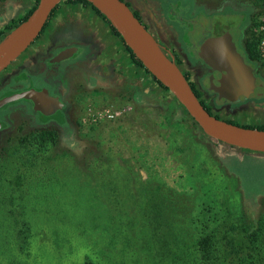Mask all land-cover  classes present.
I'll return each instance as SVG.
<instances>
[{
	"label": "rangeland",
	"instance_id": "obj_1",
	"mask_svg": "<svg viewBox=\"0 0 264 264\" xmlns=\"http://www.w3.org/2000/svg\"><path fill=\"white\" fill-rule=\"evenodd\" d=\"M37 1L0 2V43ZM126 1L152 30L170 25L166 47L189 63V68L179 65L214 115L264 127V99L224 106L209 90L207 69L197 63L203 45L237 29L239 49L264 80V58L252 59L248 52L264 0ZM18 66L11 65L0 80ZM76 76L69 98L73 128L68 113L44 116L29 101L0 109V114L17 111V129L4 134L0 148V264H264L261 155L206 137L149 74L139 81L117 76L91 88L83 86V72ZM29 77L33 85L53 88L63 102L68 84L63 75L62 89H54L49 70L41 79ZM15 91L13 86L3 90L0 99ZM24 106L31 115L20 113ZM57 127L66 132L51 129ZM44 130L58 135L56 144H40ZM253 219L259 220L258 232L246 239ZM205 237L213 250L199 246Z\"/></svg>",
	"mask_w": 264,
	"mask_h": 264
},
{
	"label": "water",
	"instance_id": "obj_2",
	"mask_svg": "<svg viewBox=\"0 0 264 264\" xmlns=\"http://www.w3.org/2000/svg\"><path fill=\"white\" fill-rule=\"evenodd\" d=\"M61 0H39L29 17L14 28L0 43V75L16 62L42 35L53 11ZM109 21L150 74L177 99L203 134L216 143L234 149L264 155V131L230 123L210 114L196 96L180 65L162 48L156 38L123 0H86ZM240 31L229 30L201 47V58L209 65V90L220 103H240L264 99V80L255 74L237 46ZM76 47L60 51L50 61L54 68L73 58ZM29 101L34 112L51 116L64 109L58 96L48 88H30L0 99V109L17 101Z\"/></svg>",
	"mask_w": 264,
	"mask_h": 264
},
{
	"label": "crops",
	"instance_id": "obj_3",
	"mask_svg": "<svg viewBox=\"0 0 264 264\" xmlns=\"http://www.w3.org/2000/svg\"><path fill=\"white\" fill-rule=\"evenodd\" d=\"M167 41L168 38H165L166 44L168 43ZM71 46L78 48V52L74 57H78L79 61L85 63L83 69L75 68L77 70L73 77L79 71L83 72V74L87 72L93 75L95 71V74L100 71L102 75L99 76V80L107 83H110L111 78L114 81L117 76L123 79H137L136 81L141 78L145 80V77H147L148 73L134 63L123 40L113 32L109 21L103 15L98 14L92 5L66 0H61L57 4L55 13L51 16L40 38L12 64H19L17 72L12 73V76L27 75L29 69L36 68L35 64L37 63L39 65L42 63L40 67L43 68L45 58ZM174 49L178 54L180 53L177 47ZM184 59V57L179 56L177 60H179L180 65L189 68V63ZM10 68L11 66L8 69ZM50 68L48 69H50V76H52L54 68L51 66ZM54 78L56 80L54 89H57V86L62 89L63 82L59 73L54 74ZM67 87L64 86L63 89ZM52 89H50L51 92ZM52 94L55 95L54 93ZM255 155L258 156L260 154ZM259 157L264 159V155Z\"/></svg>",
	"mask_w": 264,
	"mask_h": 264
},
{
	"label": "flooded vegetation",
	"instance_id": "obj_4",
	"mask_svg": "<svg viewBox=\"0 0 264 264\" xmlns=\"http://www.w3.org/2000/svg\"><path fill=\"white\" fill-rule=\"evenodd\" d=\"M123 1L128 4V6L134 11V13H137L141 17V15L134 9L133 5L130 2H128L126 0H123ZM161 2H159V1H156L155 2L154 1V3H156V6L158 5V3L161 4V5L164 4L163 1H161ZM157 11H159V8L157 9ZM160 15L162 16L161 11H160ZM141 21L147 27V29L152 33V35L156 38V40L162 46V48L164 49V51L172 59H174L176 62H179V60H176L177 59L176 57H173L172 56L171 50L167 49V47H166L165 38H168V41H170L171 38H172V34H170L171 33V31H170V25L167 22L163 26L157 24L156 27H155V30H152L151 27L143 21V18L142 17H141ZM163 31H164V34L163 35L161 34V35H162V37L164 36L163 37L164 39L163 38L160 39L159 35H160V33H163ZM241 44H242L241 40L238 39L236 46L238 48H240V47H242ZM57 54H52V55L49 54L50 56L48 58H45V61H44V64H45L44 66L46 68L45 71L51 69L50 68V65H49V61L55 55H57ZM74 60L75 61L77 60V62H75V64H73L72 66H70L69 68H67L65 71L58 72V70L62 66V63L61 64H56L55 67H54V69L52 70L53 74H58L59 73V76H60L61 73H62V75L66 78V80H68V84H67L68 87L65 89V92H63V90H62V93H64V97H63L64 109L61 110V111L62 112H65L66 114L68 113L67 115H68V120H69V126H70V128L71 127L73 128V125L71 123V111L73 109V106H72L71 100L69 99L73 95V90L75 89V86H74L75 77H73V75H74V73L77 70L75 68H80L81 69V68H84V66H85V63H82V61H79L78 60V57H76ZM247 60L248 61H251V59L249 60V57H248ZM197 63H201L203 66H205V68L208 71V81H209V76L211 75V70L209 68V65H207L203 60L200 61V62H197ZM197 63H195V64H197ZM179 64H180V62H179ZM35 66H36L37 69L36 68L35 69H29V73L27 75H23V74L13 75V76H10L8 78H4L3 80H0V93L3 90H5V89L10 88L11 86H13L15 88V90H16L15 93L16 92H21V91H24V90H27V89H30V88H35L36 90H42L43 88H47L48 86H46V85H41V87H39L37 85H33L34 82H31V78L29 77L31 74L35 75V77H37L38 79H41L42 73L45 72L44 71V66H43V68L40 67V66H42V63H40V65H39V63H37V64H35ZM48 68H50V69H48ZM96 70H99V69H96ZM95 73H96V71L94 72V75L93 74H89V73L86 72V74H85V80H84V84H83V86H85V88H91L90 85L92 86L94 84L101 85L103 87V85L100 84L101 81L99 80V78H100L99 76L102 75L101 72L99 71V72H97V74H95ZM184 74L186 75L185 72H184ZM255 74H256V76H261L258 68H255ZM67 75H68L69 78L67 77ZM186 76L189 78L188 75H186ZM112 83L113 82H111V84ZM98 87L101 88L100 86H98ZM48 89H49V87H48ZM50 94L53 95L52 92H51V90H50ZM212 94L217 97L216 94H214V93H212ZM53 96H57V95H53ZM58 97L61 100V97L59 95H58ZM260 100H262V99L247 100L244 103H247V104H249V103H252V104H254V103L262 104L263 102H260ZM202 101H204V100L202 99ZM238 104L241 105L242 103L240 102ZM227 105H229V103L224 104V106H227ZM232 105H234V104H232ZM21 109H22V111H20V113L22 115L23 114H26L27 116H28V114L31 115V113H30L31 110H32L31 108H30L31 109L30 110L29 107L24 106V107H21ZM16 112L17 111H6V112H2L0 114V148L3 147V143L2 142H3L4 134L11 133L12 131H16V129H17L16 128L17 126H15L16 125L15 124L16 114H17ZM20 127H22V126H20ZM20 127H18V132L22 130V128H20ZM41 129L43 130V128H41ZM51 129H56L57 131L59 130L62 133H65L66 132L64 129L59 128V127H57V128H51Z\"/></svg>",
	"mask_w": 264,
	"mask_h": 264
},
{
	"label": "trees",
	"instance_id": "obj_5",
	"mask_svg": "<svg viewBox=\"0 0 264 264\" xmlns=\"http://www.w3.org/2000/svg\"><path fill=\"white\" fill-rule=\"evenodd\" d=\"M5 0H0V2H4ZM39 1V0H38ZM37 1V3H38ZM66 1H75V2H80V3H83V4H88V5H91L88 1L86 0H66ZM36 8V5L30 10V12H28V14L23 17L20 21H18L16 23V25H14L13 27L11 26L10 29H14L16 28L20 23H22L23 21H25L29 15L33 12V10ZM94 10L98 13V14H101L99 10H97L95 7H93ZM55 13V10L53 11L52 15ZM102 15V14H101ZM136 17L141 21V17L135 13ZM264 14H258L257 16H255L254 20H253V28H252V33H251V40L249 41V45H248V52H249V55L252 59H262L263 56L262 54L260 53V49H259V45L261 43V40L264 38V34L261 32V26H262V19L264 18L263 17ZM261 17V19H260ZM111 25V24H110ZM113 32L121 38V35L111 26ZM2 33H0V38H2ZM128 52L130 53L134 63L143 68L151 77H153L149 71H147L143 64L136 58V56L133 54V52L126 46ZM179 64V62H177ZM153 79L158 83V85L160 87H162L165 91H168L169 90L164 87L160 82H158L154 77ZM187 79L189 80V78L187 77ZM191 86L196 94V96L201 100V103L202 105L206 108V110L210 113V114H213V111H212V107L207 105L205 101H202V97H203V91L198 89L193 83H191ZM177 100V99H176ZM175 100V101H176ZM178 109L180 110L181 113H183L182 115H185L186 117H188L190 119V121L193 123L194 127H198L199 126L194 122V120L189 116V113L183 108V106L181 104H179V107ZM217 118H219L217 116ZM230 123H233V124H237V123H234V122H231L229 121ZM239 125V124H237ZM243 127H246V128H251V129H258V130H262L264 131V127L263 126H250V125H242ZM200 129V128H199ZM201 130V129H200ZM57 140H58V135L54 132V131H49V130H44L42 132H40V134H38V141L40 142V144L42 146L48 144V143H51V144H56L57 143ZM259 222L258 219H253V226H250L249 227V230L247 231L248 233V238L246 239H250V238H253L255 237L256 235V229H255V223L256 222ZM258 232V231H257ZM203 241H200L199 243V246H203L205 248V250H213V244L211 242V239L208 238V237H205L202 239ZM243 246H244V243H240L238 244V249L235 251L237 253L240 252V249H243ZM205 251V252H207ZM212 252V251H211Z\"/></svg>",
	"mask_w": 264,
	"mask_h": 264
},
{
	"label": "built area",
	"instance_id": "obj_6",
	"mask_svg": "<svg viewBox=\"0 0 264 264\" xmlns=\"http://www.w3.org/2000/svg\"><path fill=\"white\" fill-rule=\"evenodd\" d=\"M261 32L264 34V18L262 19ZM260 49L262 51L261 53H262V56L264 58V38L261 40Z\"/></svg>",
	"mask_w": 264,
	"mask_h": 264
}]
</instances>
